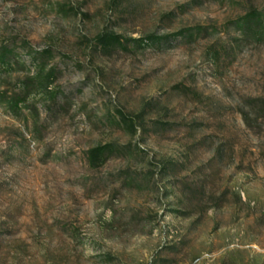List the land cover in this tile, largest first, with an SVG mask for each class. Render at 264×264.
I'll list each match as a JSON object with an SVG mask.
<instances>
[{
    "label": "rangeland",
    "instance_id": "1",
    "mask_svg": "<svg viewBox=\"0 0 264 264\" xmlns=\"http://www.w3.org/2000/svg\"><path fill=\"white\" fill-rule=\"evenodd\" d=\"M253 9L0 0V264H264V40L231 24Z\"/></svg>",
    "mask_w": 264,
    "mask_h": 264
},
{
    "label": "trees",
    "instance_id": "2",
    "mask_svg": "<svg viewBox=\"0 0 264 264\" xmlns=\"http://www.w3.org/2000/svg\"><path fill=\"white\" fill-rule=\"evenodd\" d=\"M232 25L242 33L246 38H253L257 41L264 40V9H253L247 12L241 18L232 21ZM104 47H110L112 44L124 48V41L120 36L109 34L104 36L101 40ZM13 55V50L4 47L0 49V69L9 67V60ZM23 103L22 98L13 99L9 102V107L12 111H18L20 105ZM112 149L109 145L99 146L89 151V161L92 165L102 164L107 160V155L111 153Z\"/></svg>",
    "mask_w": 264,
    "mask_h": 264
}]
</instances>
